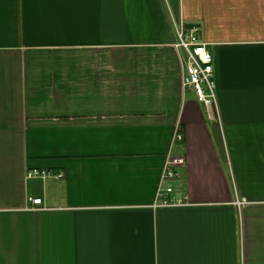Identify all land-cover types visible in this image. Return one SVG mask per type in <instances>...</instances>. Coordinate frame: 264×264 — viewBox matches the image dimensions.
I'll return each instance as SVG.
<instances>
[{
	"label": "crops",
	"instance_id": "crops-1",
	"mask_svg": "<svg viewBox=\"0 0 264 264\" xmlns=\"http://www.w3.org/2000/svg\"><path fill=\"white\" fill-rule=\"evenodd\" d=\"M0 264H264V0H0Z\"/></svg>",
	"mask_w": 264,
	"mask_h": 264
},
{
	"label": "built area",
	"instance_id": "built-area-1",
	"mask_svg": "<svg viewBox=\"0 0 264 264\" xmlns=\"http://www.w3.org/2000/svg\"><path fill=\"white\" fill-rule=\"evenodd\" d=\"M176 42L175 48L184 51V74L182 85L192 88L196 100L206 106L209 110L216 108V85L214 81L213 56L205 44L198 42V27L196 25L186 26L182 23H174ZM181 138L180 135L177 137ZM184 164L183 157H173L166 164L162 181L166 186L159 190L155 207H172L182 205L180 200L170 199L169 194L173 191V181L178 176L176 166ZM45 170L32 169L27 172L28 177H46ZM32 204L31 210L41 206L40 198H28Z\"/></svg>",
	"mask_w": 264,
	"mask_h": 264
}]
</instances>
